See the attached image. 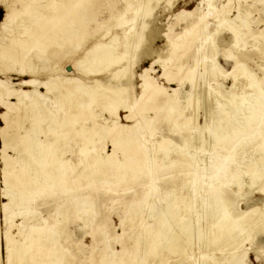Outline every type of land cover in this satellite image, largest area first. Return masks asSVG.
<instances>
[{"label": "bare ground", "instance_id": "6f19581e", "mask_svg": "<svg viewBox=\"0 0 264 264\" xmlns=\"http://www.w3.org/2000/svg\"><path fill=\"white\" fill-rule=\"evenodd\" d=\"M101 1L0 0L5 9L0 24V104L6 108L0 114L4 123L0 126L3 163L0 197L6 199L0 201L5 223L0 245L2 242L5 264H71L73 257L67 252L66 235L58 232L64 230L71 211L84 221L83 226H91L93 235H103L105 219L90 218L99 208L101 194L96 190L107 185L109 191H116L119 186H125L123 191H127V187L143 182L150 184L140 196L127 202L128 215L119 223L124 226L128 218L132 220L140 213L138 217H142L144 230L130 233L134 237H117L122 249L112 253L104 236V245L97 251L100 255L92 254L94 264L125 262L129 257L127 240L131 237L136 245L133 252L144 244L145 259L148 256L159 258L153 264H166L162 254L174 253L180 255V261L176 259L175 264H245L247 248L243 243L252 239L253 228H264V212L255 218L251 216L256 207L237 213L235 200L246 184L249 193L257 188L264 194V78L257 80L241 61H234L232 70L225 72L215 60L214 35L225 27L233 35V44H237L242 31L249 30L251 21L240 11L234 19L228 18L231 8L220 9L215 0H200L195 10H182L178 14L184 15L182 19H192L182 31L166 37L169 51L165 61L179 73L184 64L180 62L181 54L176 60L175 54L183 47L190 49L193 43L200 42L194 66L184 77L190 82V89L176 97V89L168 93L165 87L152 82L149 78L152 65L157 61L154 60L138 75L140 93L134 96L131 80L136 61L133 54L144 42L148 45L144 52L149 53L148 18L155 9L152 2L160 0H123L121 9L115 8L107 19H99L90 7L104 6ZM171 1H166L168 6ZM118 2L112 0L108 4ZM91 20L97 26L104 25L105 32L71 58L89 35L86 24ZM112 27H117V31L107 37ZM201 51L203 54L199 53ZM224 52L229 59L234 58L229 49ZM129 54L132 55L128 57ZM202 58L212 76L224 74L232 76L234 82L239 78L247 81L246 89L238 94L232 92V85L225 92L227 101L219 103L215 115L205 120L212 124L210 136L217 146L216 154L205 162L199 159L196 149L193 153L189 151L191 140H197L198 134L187 138L179 131L180 142L171 147H168L171 140L164 134L158 143H147V134L154 135L163 120H169L172 125L183 123L184 128L195 122L196 117L186 109L199 101L196 89ZM52 61L54 67L50 65ZM96 62H101L102 66L98 68ZM67 66L71 67L70 71ZM42 71H47L46 80L40 79ZM10 73L29 75L18 83L27 89L15 88L1 78ZM42 88L45 91L40 90ZM4 96H11L15 101L10 103ZM96 104L108 117L92 111ZM120 108L127 109L125 118L133 121L132 124L119 123ZM150 109H155L153 116L146 114ZM74 136L80 138L73 140L78 146L71 151L69 139ZM106 140L112 150L103 153ZM165 144L168 146L164 147ZM247 145H252L251 149L259 155L245 158L246 162L239 166L237 155ZM226 152V159L232 164L231 176L224 184L212 182L207 178V171L212 169L214 158ZM188 166L192 171L186 173ZM167 170H177L187 178L159 188L156 182ZM16 218L21 221H15ZM146 218L152 222L146 223ZM11 228H15L16 233ZM122 234L125 235V229ZM188 245H196L201 250L199 256L195 258L193 247L191 250ZM215 250L221 256L217 257Z\"/></svg>", "mask_w": 264, "mask_h": 264}, {"label": "rangeland", "instance_id": "374dc122", "mask_svg": "<svg viewBox=\"0 0 264 264\" xmlns=\"http://www.w3.org/2000/svg\"><path fill=\"white\" fill-rule=\"evenodd\" d=\"M109 1L111 2L112 0H102L101 2H103V3H101V5L104 4V6L92 5L90 7V10L92 9L95 12V15L97 18L107 19V17L109 16L108 13H110L112 10H115V8L121 9L124 5L123 0H119L118 3H113L111 5L108 4ZM166 1L167 0H160V1H158L159 3L158 2H152L153 4H155V9L152 13V16L150 18H148L149 20L147 19L149 24H150L148 30L151 33V35L149 37V39H150L149 53L144 52V50H145L144 48H146L148 46L147 42L146 43L144 42L141 45V47H139L136 50V52L133 54V59H135V61H136L134 63L133 68H132L133 77L131 80V82H133L132 84H133V95L134 96H137L140 93L139 83L141 82V79L138 75L145 68L150 67V65L152 64V62L154 60H157V61L155 63H153V65H152L153 70L151 71V73H150L151 77L149 78L152 82L159 83L161 86L165 87L168 93H172V90L176 89V92H175L176 97L186 94L187 91L190 89V82L185 80L184 77L186 75L187 70H189L190 68H192L194 66L195 57L198 53L196 49L198 47H200L201 44H200V42H195L192 44L193 46H191L190 49L189 48L186 49L185 47H183L182 49L179 50V52H177L175 54L174 57L179 56L181 54L180 62H183V64H184L181 71L179 73H177V69L175 67L171 66L170 63L165 61L166 56H168L167 52L169 51L166 37L168 35L174 36V34L183 30V27L186 26V24H188L192 18L182 19L184 15H181V17H180L178 14L182 10H186V11L195 10L197 8L200 0H172L171 5H169V6L167 5ZM215 3H216V6L220 9L221 8L227 9L228 7L231 8L229 14L227 15L228 18L234 19L235 16L237 15V12L240 11L242 13V15L247 16V18L251 21V22H249V25H248L249 30H243L242 31L241 37L239 38V41L237 42V44H233V41H231V40H233L232 39L233 35L230 34L225 27L221 28L217 34L215 33L214 43H215L216 51H217V54L215 55V60L217 61L216 63H218L222 67V69L226 72V71L232 70V66H233L234 61H241L244 63L246 68L249 71H251V73L253 75H255L254 77L257 80L263 79L264 78V1L260 2L259 0H256V1L255 0H229V1L228 0H215ZM196 13H198V10ZM86 14H89L88 11H86ZM4 15H5V9H4V6L0 3V24L4 19ZM138 16H139L138 17V20H139L141 17V14ZM93 22H95V21L91 20V22L90 21L87 22L86 30H87V33L89 35L87 36L86 40L84 41V44H82L80 46V48H78L74 52V54H72L71 58H73L74 56H77L79 53H81V51H82L81 47H82V49L87 47L94 40L100 38V36L103 34V32H105L106 28L104 25L103 26L102 25L97 26V23L96 22L93 23ZM115 31H117V27L110 28L109 29L110 33H108L107 37L113 35L115 33ZM260 31H263L262 34H260ZM166 32H168V33H166ZM224 49L225 50L229 49V51L231 52V54L233 55L234 58L229 59L225 55ZM199 53L203 54V51H201ZM131 55L132 54H129L128 57H130ZM176 59H178V58L176 57L175 60ZM203 62L206 63V61H204L202 58V60L199 62V67H198V71L200 73V75H199L200 77L198 76V80H197L198 86L196 89L197 94H198V98H199L198 104L196 106L190 107L191 109H193V112H192V110H190L189 107H188V109H186L187 113H189L193 117H196L195 122L189 123V125L186 126L187 127V129H186V127L184 128L182 126V124H183L182 122H181L182 124H180V125H177V124L172 125L169 120H167V119L163 120L161 122L162 125L160 123L158 125L157 129H155L154 135L147 134V138H148L147 143L148 142L154 143V142L160 141L161 137L164 134V135H167L168 139L171 140V142L168 144L169 146L167 144H165L164 147H167V146L171 147L172 145H174V143L177 144L180 142V138H179L180 135L181 136H187V138H189V136H197V134H198L200 136L198 139H200V140L197 139V140L193 141V139H192L191 143L189 145V151L191 153H193L196 149V151H198L199 159H201V160L203 159V162H205L209 159V156H212L213 153L215 152V150L217 149V146L214 143L213 138L210 136V126L212 124H210L209 122H206L205 120L210 119V117L212 115H215L214 112L217 110L219 103H223V102L227 101V97H224L225 92L227 90L229 91L231 89L232 85H233L232 92L235 94H238L239 92H241V90L246 89L247 81L244 80V78H239L234 82L233 79L231 78L232 76H229V75L225 76L224 74L223 75L218 74L217 77H214L210 73L209 68L206 67V66H208V64H204ZM52 63H53V61L50 63V65ZM62 63H64V62H62ZM96 63H97L96 66L98 68H100L102 66L101 62H96ZM61 64H59V65H61ZM163 64H164V66H163ZM50 65H48V66L51 67L54 65V63H53V65H51V66ZM202 65H203V67H202ZM113 67H115V66H112L111 68H113ZM48 68L46 70H48ZM205 68H206V70H204ZM66 69H67V71H70L71 67L67 66ZM51 71L52 70H50V72ZM45 72H47V71L41 72V75H40L41 78L40 79H42V80L47 79V75H45ZM166 72L169 73L167 76L164 75V73H166ZM204 74H206V75H204ZM210 74H211V76H210ZM101 76H103V75H101ZM89 77L91 78L92 76H89ZM1 78L3 80L7 81L8 83L12 84L15 88L22 87L24 89H27L26 86L19 85L18 83H19V81H21V79H23V80L28 79L29 75H25V74L24 75H17L16 73H10L7 77L1 76ZM105 78H108V75L104 76V79ZM205 79H208V80H205ZM216 83H218V84H216ZM219 84H220V87H217V85H219ZM40 90L45 91L43 88ZM4 100H6V101L8 100L10 103L15 101V99H13L11 96H4ZM181 102L183 103V100H181ZM96 105L93 106L92 111H95L98 114H102V117L103 116L108 117V114L106 112H103L102 111L103 109L100 108L101 106H98V104H96ZM4 111H6V108L2 104H0V114ZM154 112H155V109H152V110L150 109L146 114H147V116H149V115L153 116ZM209 112L210 113L212 112V113L210 114ZM118 114H119V119H118L119 123H121V124H132L133 123V121L125 118V114H128L127 109L120 108ZM209 115H210V117H209ZM138 122H139V124H142L141 120ZM89 123L90 122L88 121L86 124L88 125ZM3 125H4V123L0 119V126H3ZM75 127H78V125H75ZM172 128H173V131L174 130L175 131L178 130V131L175 133L172 131ZM179 131H181V133ZM185 131H186V133H184ZM162 132H164V133H162ZM169 133H171V134H169ZM179 133H180V135H178ZM156 135H157V137H156ZM158 136H160V137H158ZM77 137L74 136L73 139L71 137H70L71 139H69L70 140L69 141L70 142L69 149L71 151H75L77 149L78 145L75 143V141H73V140L78 141L79 140L78 138H80V137H78V138ZM96 146L98 148H101L100 144H97ZM251 146L250 145L245 146L243 148V150L237 155L236 161L238 162L237 164L239 166L243 165L246 162L244 160L245 158L246 159L247 158H253V157H257L259 155L251 149ZM111 150H112V146L110 145L109 141L106 140V147H105V150L103 151V153L111 152ZM206 151H208V152H206ZM8 152H9V154H13V151H11V150H8ZM214 154H216V153H214ZM227 154L228 153L226 152V153H224V155L222 157L218 156V158H214L215 162H214L212 169L207 171L208 172L206 174L208 176L207 178L209 180H211L212 182L224 184L228 180V178L231 176L230 170H231L232 164L230 162H228V160L226 159L225 155H227ZM119 155H120V153H119ZM70 156H71V154H70ZM205 158H206V160H205ZM2 166H3V163L0 160V171L3 168ZM224 168H226L225 171H223ZM190 171H192V168L188 166L186 169V173H188ZM212 173H213V177H211ZM169 176H171V178L168 179ZM217 176H218V178L216 179ZM186 178H187V175H185V174L181 175V174H179V172L177 170H174V171L167 170L164 173L160 174V176H159L160 180L157 181L156 183H157L158 187L161 188V186H164L165 183L169 184V186H170V182H180L182 180H185ZM148 184H150V183L143 182L142 184L139 183L136 185H132V186L127 187L128 188L127 191H123L126 188L125 186L117 187L116 191H109L108 190L109 188L107 185H103L102 188H99L96 190V192L99 195L101 194V197L99 198V201L97 204V205H99V208H98V211L96 213H94L92 216H90V218H92V217H98L99 218L100 217L103 220L105 219V231H104L103 235L99 234V233H97L96 235H93L92 230H91V226L89 224H88L89 226H87V225L83 226L84 221L82 219L78 218V215H76V213L74 211H71V213L68 215V219L66 222L67 225H65L64 230L63 229L58 230V232L62 231L61 232L62 235H64V234L66 235V238H67L66 244H68L67 245V252L69 255H71V257H73L72 258L73 262L71 264H92V263L94 264V261L92 260V254H93V252L97 253V251L99 252V250L102 249V246L104 245V242H102V239L104 238V236L107 238V243L110 245L109 251L112 253V251H121V249H122V244L119 243L120 240H118L117 237H120V239L125 238V236L126 237L127 236H133L134 237V235H130V233L135 234V233H138L139 231L144 230V224H143V222H141L142 217H141V219L138 217V215H140V213H138L136 215L137 218L133 217L132 220L128 218L125 221L124 226L120 225L119 222L123 216L128 215L126 213V210H125L127 202H129L130 200H132V198H134L136 196H140L143 193V191L146 190L145 187ZM2 186H3V182L0 179V190H1ZM244 186H243L244 188H242L241 191L239 192V196L236 197L235 210L237 213H242V211H246V210H249L251 208L256 207L257 210L255 212H253L251 217L252 218L258 217L260 212H264V194H261L257 188L255 190H253L251 193H249L250 189H249L248 185L246 184ZM111 189L113 190L114 188L111 187ZM233 190H234V192H236L237 188L234 187ZM242 190H244V191H242ZM246 191L248 192V196H247ZM243 193H245V194H243ZM245 196H247V197H245ZM58 198L62 199L64 197H58ZM0 201L1 202L6 201V199L0 197ZM55 205L57 206V203H53L54 207H56ZM53 206H51L50 208L52 209ZM41 209L43 210L44 208L41 207ZM43 213H44V215H46L45 212H43ZM148 219H150V218H148ZM148 219H147L146 223L147 222L151 223L152 219H150L151 221H149ZM15 221L20 222L21 219L16 218ZM3 222H4L3 214L0 212V234H1L0 239L1 240H2V234H3L4 229H5V223H3ZM132 225L136 226V229L134 226L132 227ZM137 225H139V226H137ZM137 227L139 229H137ZM122 228H123V230L125 229V235L122 234V232H123ZM263 229L264 228H262V229L261 228L260 229L253 228L251 230V233L253 235L252 239L245 240V242L243 243L244 248H247V255L245 257V264H264V230ZM10 230L13 233H16L15 228H11ZM1 231H2V233H1ZM135 231H137V232H135ZM131 239H132V237H131ZM131 239L128 238V240H127V249L129 251L128 253L129 254L135 253V254H134V256L128 254L127 256H129V257H127L125 262L124 261L120 262L121 264H128L129 261H131V263H129V264H134V263L135 264L136 263L137 264H139V263H141V264H153L154 261L156 263L159 260L158 257H156V259L154 258L155 260L153 259V257H150V256H148V258H146V259L144 258L145 254L147 253L145 250H142V249H145L143 246L144 244L142 246L140 245V247H139V248H141L138 250L140 252V255H139L138 251H136L138 254H136V252H133L135 250L136 245L133 242V240H131ZM97 242H98V244H97ZM2 245H3V243L1 242V245H0V259H1L0 264H5L4 258H3L4 252H3V246ZM89 245L91 248L92 247L93 248L91 249L89 247ZM189 247L191 248V250L193 247V250L195 253V255H194L195 258H196V256H199L201 250H199L196 247V245L189 246ZM89 251H90V253H89ZM141 253H143V255ZM174 254H171V256L162 254L165 256V257H163V262H165L166 264H172V263L175 264L178 261H180V258H179L180 255L177 253H174ZM96 255L98 256V255H100V253H97ZM216 256L217 257L221 256L219 251H216ZM119 257H120V252H119ZM132 257H134V258H132ZM135 257H136V259H135ZM133 259L135 260V262ZM149 259H151V260H149ZM176 259L177 260L179 259V260L177 261ZM137 260H139V261H137ZM142 260H144V261H142ZM146 260L147 261L149 260L148 263H146L147 262ZM140 261H142L143 263ZM197 264H199V263H197Z\"/></svg>", "mask_w": 264, "mask_h": 264}]
</instances>
